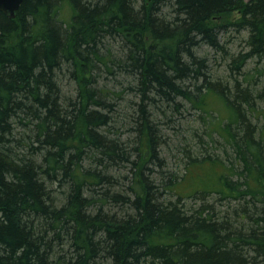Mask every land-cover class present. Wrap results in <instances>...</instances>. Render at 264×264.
Masks as SVG:
<instances>
[{
    "label": "trees",
    "instance_id": "obj_1",
    "mask_svg": "<svg viewBox=\"0 0 264 264\" xmlns=\"http://www.w3.org/2000/svg\"><path fill=\"white\" fill-rule=\"evenodd\" d=\"M261 100L264 0H23L0 13V264H264ZM217 104L205 133L230 162L191 155L203 184L181 193L162 119L213 118Z\"/></svg>",
    "mask_w": 264,
    "mask_h": 264
},
{
    "label": "rangeland",
    "instance_id": "obj_2",
    "mask_svg": "<svg viewBox=\"0 0 264 264\" xmlns=\"http://www.w3.org/2000/svg\"><path fill=\"white\" fill-rule=\"evenodd\" d=\"M237 36L238 35L236 32L227 35V38L230 37L229 46L235 53L240 51V49H242V46L245 44V42L242 40V37L240 38ZM206 52L209 57H212L211 61L209 62L210 66L213 69H220L223 73L224 66H222V64L224 65V62L222 61V58H220L221 55L215 54L214 51L209 49L208 46H203L201 48L200 54L204 55ZM213 56H215L216 58H213ZM254 66H256L255 62H251V64L248 65L247 69L251 68L252 72H255V69L253 68ZM262 66L263 65L260 64V68ZM254 75L255 77L257 76L255 78V82H260L261 75L259 73H255ZM108 81L109 80L106 79V82ZM63 87L65 92H67L68 94L74 93L75 84L73 81H71L69 76L64 79ZM126 97L129 96L126 95ZM130 98H133V96H130ZM259 104L260 108H264V102L262 100L259 101ZM127 106L128 105L124 106V110H127L128 107H130ZM215 107L217 109H215L213 118H210L208 115L202 116L195 110H191L190 114L188 112H184L185 110L181 113H177L175 111L176 113L174 116L163 117L164 119H162V122L160 124L162 132L164 134L163 138L168 143L161 149V155L166 163V167H164V169L168 170L169 173L178 175L179 177L185 175V178L181 180L178 185V191L181 193L190 192L191 188L201 187V185L203 184V170L201 169V167L195 166L189 169V163L192 160L191 155L195 157L198 153H203V155H212V157L219 156L227 162H230L229 159L232 157L229 147L227 145H225L224 147L221 145V143L225 144L222 135L219 136L215 131H213V133H211V131L208 132V134L205 133V131L210 127H214V125L210 124V122L218 120L219 113H222V109L218 104ZM257 123L259 126H261L258 121ZM195 132H198L199 135L195 136ZM211 134L214 135L216 140L220 141L216 146L215 143L210 139ZM227 150L228 153H226ZM215 171L217 172V174H220L224 171V168L222 166H217L215 168ZM204 186L205 185H203V187ZM216 198L217 197L213 198V200L217 201ZM209 200H212V197Z\"/></svg>",
    "mask_w": 264,
    "mask_h": 264
},
{
    "label": "water",
    "instance_id": "obj_3",
    "mask_svg": "<svg viewBox=\"0 0 264 264\" xmlns=\"http://www.w3.org/2000/svg\"><path fill=\"white\" fill-rule=\"evenodd\" d=\"M23 0H0V13L15 18Z\"/></svg>",
    "mask_w": 264,
    "mask_h": 264
},
{
    "label": "bare ground",
    "instance_id": "obj_4",
    "mask_svg": "<svg viewBox=\"0 0 264 264\" xmlns=\"http://www.w3.org/2000/svg\"><path fill=\"white\" fill-rule=\"evenodd\" d=\"M108 75V74H107Z\"/></svg>",
    "mask_w": 264,
    "mask_h": 264
}]
</instances>
